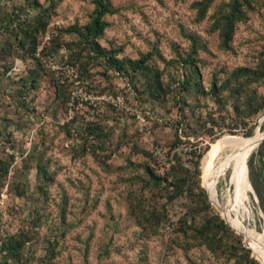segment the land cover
Masks as SVG:
<instances>
[{"label": "rangeland", "instance_id": "rangeland-1", "mask_svg": "<svg viewBox=\"0 0 264 264\" xmlns=\"http://www.w3.org/2000/svg\"><path fill=\"white\" fill-rule=\"evenodd\" d=\"M93 1H58L37 35L34 54L27 44L0 52V158L13 156L0 188V244L9 235L24 241L11 263L238 264L249 249L264 264L211 198L203 172L218 144L264 134V107L246 116L243 106L234 110L232 97L219 104L210 90L212 81L231 79L237 67H264V0L252 1L226 47L217 21L228 0H213L202 20L194 7L198 0H107L115 12L104 16L107 27L97 42L101 52L113 51L123 61L122 72L66 30L89 20ZM49 5L50 0H0V47L22 35L11 19L24 21V27ZM143 56L146 67L133 72L130 62ZM33 73L37 86L28 89ZM194 74L198 84L182 91V80ZM156 76L161 86L154 95ZM250 91L264 97V75L243 97ZM175 131L181 142L172 148ZM263 141L248 155L242 187L228 208L264 237V198L251 181L252 172L264 168L258 152ZM174 151L185 162L189 153H201L199 183L208 204L193 219L186 198L168 203L156 188L141 187L144 165L163 173ZM223 175L216 191L225 203L235 185L230 168ZM135 198L166 215L155 234L142 230ZM210 214L225 225L213 234L221 239L213 248L194 230ZM2 258L0 252V264Z\"/></svg>", "mask_w": 264, "mask_h": 264}, {"label": "trees", "instance_id": "trees-1", "mask_svg": "<svg viewBox=\"0 0 264 264\" xmlns=\"http://www.w3.org/2000/svg\"><path fill=\"white\" fill-rule=\"evenodd\" d=\"M60 0H50L49 7L45 8L42 12L35 14L31 19L30 23L27 25L23 24L24 21L19 19H11L10 26L15 32H20L23 30L21 37L17 38V41L9 40L10 45H6L8 41H5L0 47V52L7 51L9 46L15 44L16 47L22 48L27 44V48L31 49V54L35 53L36 49V39L38 33L45 31L46 25L48 23L49 11L53 8L56 3ZM213 0H198L194 2V7L197 12V20H202L210 8ZM253 0H228L226 8L223 9V13L219 20L217 21V28H219L220 36L222 38V45L227 46L229 40L231 39L235 25L237 22H242L247 19V9L251 6ZM94 8L89 17V20L83 24L81 27L76 25H70L66 28L68 33H76L80 35L82 41L89 50L96 55H101L104 61L112 68H115L118 72H122L125 69V64L123 61L116 59L115 52H101L100 45L98 44V39L103 35L105 28L107 27V22L104 16L107 14H112L115 9L112 8L107 0H94ZM9 24V23H8ZM20 29V31H17ZM191 38L193 39L192 35ZM33 52V53H32ZM264 57V50L261 51ZM146 56L140 59L132 60L129 67L133 72L141 71L146 66L145 60ZM192 61V59H188ZM264 75V67L261 70L253 69L250 67H237L232 72V78L217 84L216 81H212L210 90L214 95L216 102L219 104L223 98L232 97L234 110L239 111L243 106L245 110L242 111L246 116L258 114L264 107V97H257L254 92L248 93L246 98L243 97V93L246 92L249 84L251 82L257 81ZM195 76V77H194ZM195 79L186 78L181 82L182 91H188L191 82L198 84L197 75L194 74ZM38 82V74L33 73L31 79L28 83V89L35 88ZM154 95L157 94L160 88V81L158 76L152 81ZM225 92V95H223ZM27 96H23L25 100ZM92 132L94 133L95 126L92 127ZM98 136L99 133L95 131ZM175 138L172 143V148L178 146L180 141L179 134L175 131ZM263 151V152H262ZM261 160H264V141L260 144L258 149ZM190 159L187 162L174 151L170 158L169 165L163 171V173H158L153 167L149 165H144V175L141 177L142 188L152 187L157 189V194L159 197H163L165 202H174L180 198H186V201L191 203L187 211L190 213V218H194L195 215L203 213L207 209L208 204L206 202V195L204 190L199 183V159L201 153L195 154L189 153ZM13 160V156L10 154ZM12 160H7L6 158H0V188L4 185V180L9 171V165ZM36 167L38 172L42 173L43 178H49L46 168L37 163ZM252 185L255 188L257 195L263 199L264 190L262 187L261 174L259 169L251 174ZM18 188L22 187L20 183H17ZM159 189H163L164 192L161 193ZM23 190V189H22ZM21 192V191H20ZM202 196V199L199 198ZM135 208L140 217V224L142 230L155 234L165 220L166 215L160 214L155 207H149L145 205L144 200L141 198H135ZM225 227L222 220L218 218L217 215L210 214L202 224L196 225L194 228L195 235L201 239L200 242H206L207 245L213 248L214 246L221 245V239H214L213 234L219 230V228ZM24 241L19 239L17 235H9L1 241L0 252L2 253L1 264H12L10 259L16 260L19 258L20 249ZM244 259L241 260L239 256L236 262L239 264H259L253 257L249 256V249L244 251ZM230 257H236V253H230Z\"/></svg>", "mask_w": 264, "mask_h": 264}, {"label": "bare ground", "instance_id": "bare-ground-1", "mask_svg": "<svg viewBox=\"0 0 264 264\" xmlns=\"http://www.w3.org/2000/svg\"><path fill=\"white\" fill-rule=\"evenodd\" d=\"M264 138V134L257 132L248 139L218 144L212 151L209 160L203 168L204 183L208 188L209 194L214 202L221 208L223 214L230 220L241 232H243L255 251L257 257L264 263V237L256 230L247 228L239 221L235 220L228 208V202L231 197L236 195L237 188L242 187L241 181L245 177L244 164L245 161L256 145ZM229 148V152L221 154L220 152ZM231 169L233 174L232 183L235 185L234 193L228 194L225 203L217 198L216 184L221 175L225 174L227 169ZM248 174V173H247ZM224 176V175H223ZM253 191V189H251ZM264 235V234H263Z\"/></svg>", "mask_w": 264, "mask_h": 264}, {"label": "crops", "instance_id": "crops-1", "mask_svg": "<svg viewBox=\"0 0 264 264\" xmlns=\"http://www.w3.org/2000/svg\"><path fill=\"white\" fill-rule=\"evenodd\" d=\"M260 174H261V180H262V187H263V190H264V168L261 169Z\"/></svg>", "mask_w": 264, "mask_h": 264}, {"label": "water", "instance_id": "water-1", "mask_svg": "<svg viewBox=\"0 0 264 264\" xmlns=\"http://www.w3.org/2000/svg\"><path fill=\"white\" fill-rule=\"evenodd\" d=\"M263 139H264V138H263ZM263 139H262V140H263ZM262 140H261V141H262ZM261 141H260V142H261Z\"/></svg>", "mask_w": 264, "mask_h": 264}]
</instances>
